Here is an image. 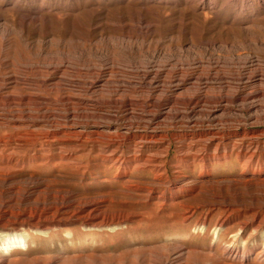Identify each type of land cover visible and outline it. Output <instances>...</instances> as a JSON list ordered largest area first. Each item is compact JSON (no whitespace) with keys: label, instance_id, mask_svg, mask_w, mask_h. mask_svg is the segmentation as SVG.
<instances>
[{"label":"rangeland","instance_id":"374dc122","mask_svg":"<svg viewBox=\"0 0 264 264\" xmlns=\"http://www.w3.org/2000/svg\"><path fill=\"white\" fill-rule=\"evenodd\" d=\"M192 98L200 102L193 108L186 104ZM175 101L176 109L171 104ZM71 109L116 118L110 124L113 131L118 127L137 135L135 142L142 146L138 157L144 153L146 157L148 147L157 150L170 143L169 155L160 159L170 178L161 182L169 187L176 181L178 188L197 184V199L189 204L199 210L184 223L182 213L186 211L178 205L158 208L156 199L134 192L132 186L154 181L146 172L132 173L123 180L129 183L122 186L112 183L116 173L102 167H91L90 172L71 167V175L55 178V169L34 166L60 163V144H42L35 152L30 146L25 150L31 152L20 158L26 169L14 173L41 182L11 192L23 194L28 189L27 196L34 195L23 208L50 203L52 192H71L82 198L107 197L109 203L103 207L107 214L116 211L123 200L127 210L140 218L115 229L86 230L79 218L59 217L63 224L51 227L52 238L32 241L28 251L16 249L13 262L30 264V257L32 264H46L54 258L62 264H264V177L254 184L224 182L251 179L248 173L242 176L235 158L212 168L214 187L199 177V164L180 172L175 169L177 149L183 145L201 149L210 139L213 149L218 141L227 140L228 132L259 136L263 147L255 161L264 162V0H0V125L60 121L67 127L72 124L67 113ZM44 111L50 118H40ZM75 122L109 123L99 118H77ZM213 132L222 135L220 140L207 136ZM154 134L168 139L163 144L157 143L159 138L147 141ZM12 135V131H0V137ZM15 147L8 143L0 163ZM207 150L204 154L210 155ZM122 151L115 155L121 161L135 155L128 146ZM102 158L99 150L73 155L83 166L89 159L100 163ZM173 175H177L175 180ZM203 222L208 233L202 231ZM222 223L218 241L214 231ZM69 233L76 234L74 241L68 239ZM230 249H239L247 260L226 255Z\"/></svg>","mask_w":264,"mask_h":264},{"label":"bare ground","instance_id":"6f19581e","mask_svg":"<svg viewBox=\"0 0 264 264\" xmlns=\"http://www.w3.org/2000/svg\"><path fill=\"white\" fill-rule=\"evenodd\" d=\"M34 21H36L37 23L39 20L38 21L34 20ZM179 83L183 84L184 82L180 81ZM193 83L195 84V82ZM245 100H247V98L246 99L240 98L241 102ZM176 102L177 101H175L174 103H171L173 108L175 105L178 106ZM199 103L198 102L195 103V100L192 98V100H190L186 104L189 107L193 108V106L199 105ZM116 105L117 103L115 104V106ZM42 111L43 110H40L39 113L40 112L42 113ZM67 113L70 115L69 118L70 117L72 118V124L68 125L67 127L62 126L60 124V121H53L50 124L48 123V121L39 122V123L31 122L30 124L27 123L23 125H18V126L14 125V126H8V127L0 125V131L7 130V131H12L15 133V135H12V136L0 137V155L3 154L7 150L8 143L12 145L14 144L16 145L15 149H13L11 154L7 157V160H3L0 163V264H22L23 262H19V261L16 262L15 260L14 262L12 261L13 253L15 252V250L24 249V251H28L32 241L45 240L47 237L52 238L53 235L49 233L50 231H52L51 227H53L56 224L57 225L63 224L61 220L59 219V217L71 215L72 217L71 219L79 218L78 220L82 222L83 227L87 228L86 230H88V228H90V230H94V229H100V228L115 229V227L121 226V224H125L126 222H129L131 220L133 221V218L135 219L136 217L140 215V214H137L135 211L133 212V211L127 210V207H126L127 205L125 201L123 202V200H121L118 203L117 205L119 206V208L117 207L118 209L114 207L117 209L116 211H114L112 214H107L103 212V207L105 206L107 202L109 203V200L107 197H103V195H101L102 197H95L93 199H90V197L88 198L87 196H83L82 198L81 195L79 196L78 194L76 195L71 192H66L64 195H55V194H58L56 193V191L55 193L51 191L52 193L50 194V197L48 196L49 197L48 199L51 201L50 203H48L49 201H47L38 206H30L28 204V206H25L23 208V204L25 205L27 204V202L31 201L32 196L34 195L32 194L30 196H27V194H29L27 192L29 191L28 189H26L25 193L21 191V193L23 194H20V193L17 194V193H11V192H13L14 189H16V187L18 186L24 187L25 185L27 188L28 187L31 188V185L37 186V184L41 182L37 180L35 182H32L33 181L32 179H34L32 176L31 178L29 177V179L26 178L25 180L24 178H20L18 174L14 173L15 170H20L22 172V170L26 169L25 162H23L20 158L23 157V155L26 152H31L29 150H25V148L30 147V146L33 149L32 152H35V149L40 147V145L42 144H46V146L48 147H53L56 142L60 144L59 150L63 154L62 156H60V163L52 165L50 161H47V163L43 164L42 166H38V165L34 166V169L35 168H38V169L42 168L46 170L55 169L54 171L55 178H58L56 176L61 175L63 173L71 175L72 174L71 173L72 170L70 169L71 167H74L75 170L77 169L79 172L88 171L91 167H93V169L102 167V168H106L107 171L110 173H116L114 177L115 181L113 182L111 181V182L115 185L122 186V185H126L127 183H129V182L125 183L123 180H125L126 178H129V176L132 173L146 172L147 174H151L153 176L154 181L153 182L148 181V183L142 184L144 186H142L141 184H136L134 186L131 185L135 190L134 192L146 193L148 196V199H149V196L151 197V199L149 200L156 199L157 202L160 203V205L159 203H157L158 208L164 209V207L166 208V206L169 203L174 206L178 205V207H180L182 211L183 210L186 211L182 213L184 223L193 217V215L195 214L194 212L199 210V207H195L189 204L190 202L193 203V201L197 199V198L196 199L194 198L195 197L194 194L199 192L200 190L197 184L196 185L194 184L192 188H189V186L188 187L183 186L181 188L180 187L178 188L177 185L175 184L176 181L175 182L172 181L171 183H169L170 184L169 187H165V185L162 184L161 182L163 179L170 178L169 177L170 171H168L167 168L165 167L166 163H163L162 161H160V159L166 158L169 155L171 148H172V145L170 143L168 145H163L159 147L157 150H156V147H148L147 151L149 153H154V155L148 156L149 153H147L148 155L145 157V153H144L143 157H138L136 154L137 153L140 154L142 146L140 147V143L138 145L135 142V140L137 139V135H135L132 132L130 133L129 132L124 133L123 131L121 132L120 130H117L118 127L116 128V131H113L110 124L118 121L113 116L109 114H104L101 112L98 114H94L95 112L93 113V112H90L89 110H84V109L82 110H72L71 109V110H68ZM54 115H52L54 118L58 117V115H55V116ZM40 118L48 119L50 117L47 116V113H45L44 111L43 115H41ZM77 118L78 119L79 118L80 119L81 118L82 119L83 118H93V119L99 118V119H105L109 121V123H105V124L95 123L94 125H91L93 126L91 127L88 124L87 125L78 124L77 122H75ZM208 134L209 135L207 136H212V138L218 137L219 140H220V137L222 136L221 135L219 137L218 136L219 134L218 133L216 134V132L208 133ZM175 136L173 138H175ZM224 137H226L227 140L226 139L224 140V138L223 139L221 138L222 140L218 141L215 144L213 149L211 147L213 146L214 142L212 139H210V137H209L210 140L208 142L209 145L205 144L202 148V145H203L202 143L201 149H199V147L198 149L197 148L195 149L191 145H187V146L183 145L182 147L177 149V153L179 154L178 155L179 157L177 156V158H175L176 159L175 169H178V171L183 170V169L185 170V168L193 169L195 166H197V164H199L200 165L199 177L203 179L204 181L208 180L207 185L209 184L210 187L212 186L214 187L216 182L213 183L211 181L213 177L212 168L214 166H224L227 164L229 160L235 158V161L239 163L240 165L241 171H243L242 176H245L248 173L251 179L250 180L247 179L246 181H243L241 179H236V180H231V181L228 179H225L224 182H228L229 184H232V185H238L244 182L247 184H254L255 179L258 181L261 180V178L264 177V162L259 163L255 161V155L259 151L262 145V142L258 141L259 136L250 134L246 131L243 134L228 132V134H225ZM158 138H159V142L157 143L159 144L160 141L161 143L162 141L165 142V140L168 139V136H159L157 134H154L149 139L148 138L146 139L147 141L150 140L152 142ZM185 138L187 139V136ZM236 138H240L239 141ZM129 140H133V143L127 145V141ZM181 140L183 141V139ZM247 140H251V141H247ZM141 142H142V139H141ZM191 144L193 145L192 141H191ZM126 146H128V148L132 150V152L135 155L132 156V153H131L132 157L129 156V158H125V159L123 158L124 161H121L122 158H117L115 155L117 152L124 150ZM210 148H211V151L210 150L208 151L207 149H210ZM83 150L84 151L90 150V152L99 150L103 158L101 159L100 163H96L98 161L97 159H89L87 163L88 165L86 166H83V164L80 165L79 164L80 159L73 160V155ZM206 150L208 152H211V154L210 155H207L206 153L204 154ZM48 151L52 152L51 150H48ZM126 153H128V151ZM120 154L121 153H119V155ZM83 160L84 159H81V161ZM46 170H45V173H46ZM90 171L92 170H89V172ZM81 174L85 176L83 173ZM43 175H49V174H43ZM181 175L182 174H180V176ZM176 176L173 175V179L177 178ZM95 180H96V183L97 182L101 183L100 181H98L97 178ZM83 181L84 180H81L80 183H83ZM156 181H160V183L159 184L157 183L158 185H156L155 183ZM52 183H59V181H53ZM23 189H25V187ZM35 192L36 191H34L33 193ZM43 192L49 193L50 191L46 190ZM59 192H61V189H59ZM156 195H160V196L156 197ZM81 198L84 201L83 205H80ZM184 198L188 200L181 201ZM112 200H114L113 197H112ZM11 204L15 207L14 208L13 206L9 207ZM19 204H20V207L18 206ZM211 207H215V205L213 204ZM112 208L111 210L113 211ZM190 214H191V217H190ZM138 218H140V216ZM58 219L60 221H58ZM224 224L225 223H222L221 225H219L220 227H217L214 231V234L217 237L218 241L221 239L223 235L221 229L223 228ZM203 226L204 227L202 231L205 230L207 232V229H205V223ZM89 232L92 233L93 231H87L88 235H90ZM67 236L69 240L74 241L76 234L69 233ZM235 239H238V237H235ZM238 250L230 249L226 252V255L233 257V259L241 258L243 259V261H246L247 258L240 255ZM21 260L23 261V259ZM28 260L30 264H32L30 261V257ZM75 261L77 262V260ZM46 262H48V260H46ZM60 262H61L60 259L54 258V259H51L46 264H60ZM162 264H165V262H162Z\"/></svg>","mask_w":264,"mask_h":264}]
</instances>
